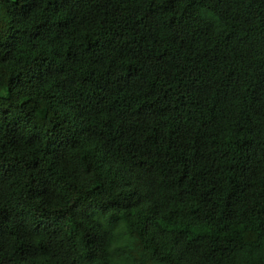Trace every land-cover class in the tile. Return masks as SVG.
<instances>
[{
    "label": "trees",
    "instance_id": "obj_1",
    "mask_svg": "<svg viewBox=\"0 0 264 264\" xmlns=\"http://www.w3.org/2000/svg\"><path fill=\"white\" fill-rule=\"evenodd\" d=\"M0 264H264V0H0Z\"/></svg>",
    "mask_w": 264,
    "mask_h": 264
}]
</instances>
